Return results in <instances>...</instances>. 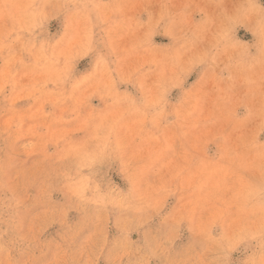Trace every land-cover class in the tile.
<instances>
[{
	"label": "rangeland",
	"instance_id": "374dc122",
	"mask_svg": "<svg viewBox=\"0 0 264 264\" xmlns=\"http://www.w3.org/2000/svg\"><path fill=\"white\" fill-rule=\"evenodd\" d=\"M0 264H264V0H0Z\"/></svg>",
	"mask_w": 264,
	"mask_h": 264
}]
</instances>
